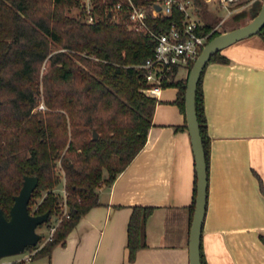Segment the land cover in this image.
Returning <instances> with one entry per match:
<instances>
[{
    "label": "trees",
    "instance_id": "obj_1",
    "mask_svg": "<svg viewBox=\"0 0 264 264\" xmlns=\"http://www.w3.org/2000/svg\"><path fill=\"white\" fill-rule=\"evenodd\" d=\"M92 1L97 18L90 23L67 13L79 0H0V206L9 217L24 175H36L38 184L28 208L36 204L34 214L49 211L44 222L48 223L61 210V199L53 191L62 180L56 170L59 165L68 207L67 215L59 218L51 237L31 260L48 257L55 245L64 244L81 215L99 203L100 184L111 183L144 146L152 124L157 99L141 91L143 70L136 65L152 54L154 40L130 27L126 10L112 11L118 0ZM260 5L234 12L224 19L225 24L245 23ZM181 17L174 9L170 16L148 17L147 22L153 29L166 28ZM211 28L204 23L200 32ZM219 32L214 30L207 41ZM257 34L264 40V25ZM209 61L227 62V58L217 51ZM205 67L197 82L195 106L208 180L209 137L202 95ZM165 86L177 87L173 102L185 113L186 77ZM41 100L44 110L36 109ZM93 130L98 133L96 139ZM37 197L41 200L36 201ZM152 209L132 207L127 224L130 261L146 244L145 224ZM200 255L204 264L201 249Z\"/></svg>",
    "mask_w": 264,
    "mask_h": 264
},
{
    "label": "crops",
    "instance_id": "obj_2",
    "mask_svg": "<svg viewBox=\"0 0 264 264\" xmlns=\"http://www.w3.org/2000/svg\"><path fill=\"white\" fill-rule=\"evenodd\" d=\"M220 53L227 62L209 61L202 75L209 156L200 249L204 264H264V40L253 34ZM176 96L175 86L161 89L144 146L111 183L100 184L99 203L81 215L64 244L23 264H190L196 173ZM134 205L153 209L146 244L130 261Z\"/></svg>",
    "mask_w": 264,
    "mask_h": 264
},
{
    "label": "water",
    "instance_id": "obj_3",
    "mask_svg": "<svg viewBox=\"0 0 264 264\" xmlns=\"http://www.w3.org/2000/svg\"><path fill=\"white\" fill-rule=\"evenodd\" d=\"M263 25L264 0H262L258 12L245 23L220 30L217 35L209 39L203 45L186 75L184 92L185 119L194 155L196 173L194 206L189 230L190 264H201L200 240L206 212L208 186L205 153L195 106L197 82L212 54L242 38L257 34ZM92 134L93 138L96 139L98 133L93 130ZM37 184L38 177L36 175H24L18 193L13 196L9 217L4 215L0 206V257L19 254L25 247L35 246L41 239V233L36 230V227L46 222L49 211L34 214L28 208L29 199Z\"/></svg>",
    "mask_w": 264,
    "mask_h": 264
},
{
    "label": "built area",
    "instance_id": "obj_4",
    "mask_svg": "<svg viewBox=\"0 0 264 264\" xmlns=\"http://www.w3.org/2000/svg\"><path fill=\"white\" fill-rule=\"evenodd\" d=\"M174 9L178 10L182 17L178 21H173L168 27L153 29L148 24V17H167L173 13ZM122 10H126L129 25L132 29L144 32L154 40L152 54L142 63L137 64L136 67L143 70L144 85L141 91L149 97L158 99L164 84L177 79L180 67H184L188 72L190 65L194 62L215 28L200 32L204 22L193 14V0H147L146 3H135L134 0H118L112 7V11L117 14ZM86 21L90 23L96 21V16L91 8L86 9ZM61 196L59 202L61 206L60 216L55 224L50 226L49 233L43 242L51 237L55 228L54 225L57 224L59 218L67 215L68 207L65 200L64 179ZM43 242L18 255L17 258L7 264L30 261Z\"/></svg>",
    "mask_w": 264,
    "mask_h": 264
},
{
    "label": "rangeland",
    "instance_id": "obj_5",
    "mask_svg": "<svg viewBox=\"0 0 264 264\" xmlns=\"http://www.w3.org/2000/svg\"><path fill=\"white\" fill-rule=\"evenodd\" d=\"M78 5H74L69 8L68 12L69 15H72L73 17H76L77 19H80L82 21H86V9H90L93 12L92 6L93 1L92 0H79ZM262 0H193L194 3V15L195 17L199 18L204 23H208L212 25V28H215L214 30H223L225 28H230L231 26L229 24H225L224 19H227L230 17L234 12L245 9L249 10L252 6L261 3ZM84 9V11H83ZM97 16V15H96ZM97 18V17H96ZM247 18V17H246ZM244 18V19H246ZM186 69L184 67H180L177 75L178 77L184 75ZM143 87V86H142ZM141 87V88H142ZM43 105L42 107L40 105ZM46 107L44 105L43 100L39 102V105L36 109L38 110H44ZM56 170L58 171V174L61 175L62 180L59 182V184L54 187L53 191L57 194L59 197V200L61 199L62 195V188H63V173L59 172V165H57ZM42 192V196H43ZM41 197H37L36 201H40ZM36 204H32L30 212L33 213V209L35 208ZM61 210L52 215L50 221L48 223H43L40 226L36 227V230L41 233V239H39L38 243L43 242V237L45 238L48 233L50 226L55 224V221L60 216ZM27 246L24 248V250L20 254H14V255H6L0 257V264L6 260H12L14 258H17L18 255H21L24 252H27L31 247ZM23 263H28V261H24ZM22 263V264H23Z\"/></svg>",
    "mask_w": 264,
    "mask_h": 264
}]
</instances>
